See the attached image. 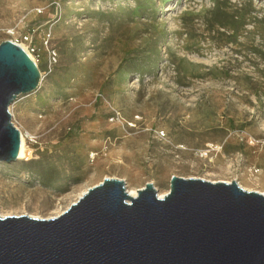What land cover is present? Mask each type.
Returning <instances> with one entry per match:
<instances>
[{"label": "rangeland", "instance_id": "obj_1", "mask_svg": "<svg viewBox=\"0 0 264 264\" xmlns=\"http://www.w3.org/2000/svg\"><path fill=\"white\" fill-rule=\"evenodd\" d=\"M0 38L40 70L10 106L29 157L0 161L5 215L55 217L105 177L264 191V0H0Z\"/></svg>", "mask_w": 264, "mask_h": 264}, {"label": "water", "instance_id": "obj_2", "mask_svg": "<svg viewBox=\"0 0 264 264\" xmlns=\"http://www.w3.org/2000/svg\"><path fill=\"white\" fill-rule=\"evenodd\" d=\"M40 70L12 40L0 43V161L18 159L10 106ZM131 196L105 177L59 216L0 214V264H264V193L172 175L160 197L149 181Z\"/></svg>", "mask_w": 264, "mask_h": 264}, {"label": "bare ground", "instance_id": "obj_3", "mask_svg": "<svg viewBox=\"0 0 264 264\" xmlns=\"http://www.w3.org/2000/svg\"><path fill=\"white\" fill-rule=\"evenodd\" d=\"M23 49H25L26 50V48L23 46V45H20ZM192 119V117H190V120ZM210 146V145H209ZM214 148V147H213ZM203 155H205V156H207V152L206 153H204ZM28 158L29 157V153H28V150H27V147H26V142H25V137H24V135L22 134V138H21V146H20V151H19V155H18V158L19 159H22V158ZM231 169V167L230 166H228L227 167V170L229 171ZM204 179H207V178H204ZM207 180H210V181H212V182H227V183H230L232 180H230L229 178H215V179H207ZM98 184V183H97ZM239 184L241 185V183L239 182ZM88 189V188H87ZM139 188L138 187H129L128 188V192H129V194L131 195V196H136L137 195V193H138V190ZM247 189V188H246ZM250 190V189H249ZM257 191H259V192H261V193H264V191H260V190H257ZM86 192V190L85 191H83L81 194H80V196L83 194V193H85ZM169 192V189H167L166 191H163V192H159V196L160 197H164L167 193ZM79 196V197H80ZM78 197V198H79ZM77 200V199H76ZM65 211V210H64ZM64 211H60L56 216H59L62 212H64ZM0 214L2 215V216H7V215H5L4 213H2V212H0ZM31 217H37V218H41V217H38L37 215H34V214H31L30 215ZM55 216V217H56ZM50 218H53V217H50Z\"/></svg>", "mask_w": 264, "mask_h": 264}, {"label": "built area", "instance_id": "obj_4", "mask_svg": "<svg viewBox=\"0 0 264 264\" xmlns=\"http://www.w3.org/2000/svg\"><path fill=\"white\" fill-rule=\"evenodd\" d=\"M3 40L0 38V43L2 42Z\"/></svg>", "mask_w": 264, "mask_h": 264}]
</instances>
